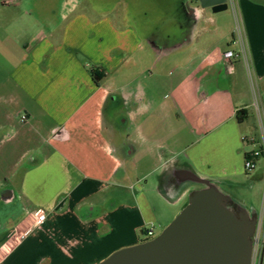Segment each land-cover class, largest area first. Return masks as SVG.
<instances>
[{"label":"crops","instance_id":"obj_1","mask_svg":"<svg viewBox=\"0 0 264 264\" xmlns=\"http://www.w3.org/2000/svg\"><path fill=\"white\" fill-rule=\"evenodd\" d=\"M237 8L244 59L229 62L232 27L198 5L190 37L170 44L80 0H0V264L98 263L142 242L148 195L161 225L203 187L194 179L255 213L264 235L262 213L233 195L260 143L253 93L264 121V0ZM36 210L45 221L21 238Z\"/></svg>","mask_w":264,"mask_h":264},{"label":"water","instance_id":"obj_2","mask_svg":"<svg viewBox=\"0 0 264 264\" xmlns=\"http://www.w3.org/2000/svg\"><path fill=\"white\" fill-rule=\"evenodd\" d=\"M212 13L227 10L228 0H198ZM192 191L186 205L155 238L120 249L97 264H251L257 218L209 181Z\"/></svg>","mask_w":264,"mask_h":264},{"label":"rangeland","instance_id":"obj_3","mask_svg":"<svg viewBox=\"0 0 264 264\" xmlns=\"http://www.w3.org/2000/svg\"><path fill=\"white\" fill-rule=\"evenodd\" d=\"M239 1L240 0H231L226 11L217 13L218 15H222V20L226 28L232 27V36H234L235 39H237L238 33H243L241 25L242 20L237 8ZM247 1L258 2L261 0ZM80 5L100 6L105 9H109L112 11L110 12L111 14L117 15L118 20H122L124 22L126 21L128 24L132 25L133 30L140 37L148 38L153 41L166 39V41H169L170 44L176 42L181 37L187 39L190 37V34L187 31V24L190 22L188 13L193 9V7L197 6L195 4V0H80ZM252 113H255L253 107ZM262 168L263 165L259 159V163L256 168L246 173L247 175H245L242 179L239 188L233 190V195H235L244 204L257 210L258 213H262L264 219V169ZM130 177V182L125 183V186L129 188L130 191L138 189L135 173L131 172ZM140 185L143 188L148 187L144 181H141ZM147 198L153 210L152 213L149 215L146 214L145 216L144 221L146 223L143 225V231H137L138 236L142 238V241L145 239L151 240L158 236L181 211L180 209L173 218L170 213L169 217L163 219L161 225H159L156 219L157 216L161 215L163 205L158 203V201L155 198H152L151 195H148ZM237 204L241 207L239 203ZM114 206H116L115 202L104 204L101 208L98 207L94 215H98L101 211L111 210ZM146 230H153V236L148 238L144 237V232ZM257 237L262 239L264 238V235L261 232ZM258 251L259 246L253 245L251 264H254Z\"/></svg>","mask_w":264,"mask_h":264},{"label":"built area","instance_id":"obj_4","mask_svg":"<svg viewBox=\"0 0 264 264\" xmlns=\"http://www.w3.org/2000/svg\"><path fill=\"white\" fill-rule=\"evenodd\" d=\"M231 0H228V4L230 3ZM236 41L239 43L241 50L239 51V53H234L233 51H227L223 54V58L226 61L231 62L232 60H234L236 57H242L244 59V51H243V46H242V41H241V34L238 33L237 39ZM252 107L254 108V112H255V119H256V124H257V130L259 133V148L255 151H253L251 154H249L248 156H246L245 160H244V171L246 173L252 171L255 168V160L258 158H262L264 161V121L262 119V115H261V111L259 109V105L258 102L256 100V95L255 93H253V103H252ZM24 120V118L22 117V121ZM33 223H32V227L30 229H28L22 236L26 237L28 236L32 229L39 227L41 224H43V222L45 221V214L42 210H36L33 214ZM261 233V228H260V222L257 221V227H256V232H255V237H257L259 234ZM152 234L151 232L148 233L147 232V236L150 237Z\"/></svg>","mask_w":264,"mask_h":264},{"label":"flooded vegetation","instance_id":"obj_5","mask_svg":"<svg viewBox=\"0 0 264 264\" xmlns=\"http://www.w3.org/2000/svg\"><path fill=\"white\" fill-rule=\"evenodd\" d=\"M195 4L199 6L198 0H195ZM229 206L234 210V212H238L239 209V205L234 202V201H230L229 202ZM250 217H256L258 220V216L255 213H249ZM152 237V236H150ZM253 245H257L259 246V251L258 254L256 255L257 257L255 258L254 264H264V238H260V237H253Z\"/></svg>","mask_w":264,"mask_h":264},{"label":"trees","instance_id":"obj_6","mask_svg":"<svg viewBox=\"0 0 264 264\" xmlns=\"http://www.w3.org/2000/svg\"><path fill=\"white\" fill-rule=\"evenodd\" d=\"M90 72H91V75H92L94 81L95 82H98L100 80L99 79V74L96 71H94L93 69H90ZM236 118H237V120H238L239 123L243 122L244 120H246L248 118L247 117V112L244 111V110L238 111L236 113ZM145 241H148V239L147 240H144L142 242H145Z\"/></svg>","mask_w":264,"mask_h":264},{"label":"clouds","instance_id":"obj_7","mask_svg":"<svg viewBox=\"0 0 264 264\" xmlns=\"http://www.w3.org/2000/svg\"><path fill=\"white\" fill-rule=\"evenodd\" d=\"M143 109H147L148 105H142L141 106Z\"/></svg>","mask_w":264,"mask_h":264}]
</instances>
